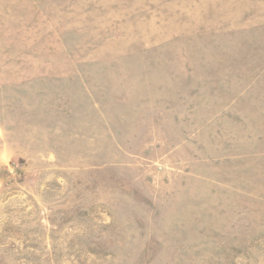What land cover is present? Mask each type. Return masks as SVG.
Instances as JSON below:
<instances>
[{
  "label": "rangeland",
  "instance_id": "rangeland-1",
  "mask_svg": "<svg viewBox=\"0 0 264 264\" xmlns=\"http://www.w3.org/2000/svg\"><path fill=\"white\" fill-rule=\"evenodd\" d=\"M0 264H264V0H0Z\"/></svg>",
  "mask_w": 264,
  "mask_h": 264
}]
</instances>
